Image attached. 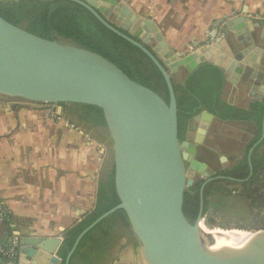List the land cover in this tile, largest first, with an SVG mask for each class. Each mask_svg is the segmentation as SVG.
<instances>
[{
    "label": "water",
    "instance_id": "1",
    "mask_svg": "<svg viewBox=\"0 0 264 264\" xmlns=\"http://www.w3.org/2000/svg\"><path fill=\"white\" fill-rule=\"evenodd\" d=\"M3 1L7 0H0ZM73 1L147 55L163 77L168 100L131 79L101 54L72 41L62 43L58 38L39 36L27 30L24 24L11 23L0 15V98L54 104L61 109L63 103L98 106L111 140L112 182L119 202L78 234L64 264H69L81 237L119 209L125 212L143 264H264V229L254 234L201 236L202 191L195 220L190 221L183 211V195L193 184L192 173L208 174L205 165L194 156L195 144L187 140L185 133L184 139L179 138L178 109L171 76L179 66H185L190 73L208 62L228 74V80L234 81L255 56L242 60L246 49L233 52L224 47V39L220 36L180 57L167 46L152 21L137 16L116 0ZM110 4L118 5L115 10L120 14L119 22L112 23L106 18L105 9L111 7ZM226 26L242 33L254 26L261 27L260 37L264 43V22L251 23L238 16ZM151 37L156 41L153 47H149ZM255 50L262 52L258 47ZM258 83V79L254 80L255 85ZM260 92L264 95V86ZM213 116L202 110L191 119L199 120L201 128L205 129ZM263 135L264 114L260 139ZM252 149L248 152L250 171ZM204 224L213 229L211 224ZM62 240L58 237H20L15 247L17 254L19 248L30 247L36 251L31 264H58Z\"/></svg>",
    "mask_w": 264,
    "mask_h": 264
},
{
    "label": "crops",
    "instance_id": "2",
    "mask_svg": "<svg viewBox=\"0 0 264 264\" xmlns=\"http://www.w3.org/2000/svg\"><path fill=\"white\" fill-rule=\"evenodd\" d=\"M116 1L152 21L167 46L180 57L220 36L225 46L221 45L233 52L246 49L242 60H250L253 55L255 60H250L234 81L224 74L221 99L244 110H250L255 103L264 104L260 92L264 86L261 27L242 33L226 26L238 16L251 23H263L264 0ZM110 5L105 9L106 18L119 22L120 14L115 10L118 5ZM149 40V47L156 45L153 37ZM187 74L185 66H179L171 73L172 80L182 83ZM256 79L259 85L254 84ZM235 125L244 149L259 128L253 119L233 122L214 115L205 129L199 120L190 119L185 135L195 144L196 152H203L199 157L207 170L210 171L209 162L221 159L220 155L231 159L229 150L236 145L232 138ZM107 137L104 126L68 116L64 106L61 109L54 104L0 98V241L15 244L20 237L29 236L63 239L67 229L93 211L99 190L113 170L112 162L111 166L107 162ZM131 234L128 227L119 226L111 249H120L126 243V237L120 235ZM35 256L36 251L30 247L19 248L16 264H31Z\"/></svg>",
    "mask_w": 264,
    "mask_h": 264
},
{
    "label": "trees",
    "instance_id": "3",
    "mask_svg": "<svg viewBox=\"0 0 264 264\" xmlns=\"http://www.w3.org/2000/svg\"><path fill=\"white\" fill-rule=\"evenodd\" d=\"M0 15L11 23L24 24L27 30L39 36L48 39L64 38L101 54L115 63L131 79L151 88L168 100L163 77L147 55L131 42L106 28L80 3L73 0H7L0 2ZM224 83L223 71L208 62L188 73L182 83L173 81L178 109V130L179 133L186 130L189 119L202 110L209 111L223 120L253 119L259 127L247 147L248 151L258 142L251 154L253 173L248 176L246 156L242 161L244 166L240 167L235 175L243 179L238 183L241 187L240 193L233 194L220 179L207 183L203 189L200 181L185 189L182 208L187 218L194 221L199 211L202 191L203 215L208 216V222L213 223L214 216H219L222 220L219 226H227V222L223 220L231 219L230 214L235 213L236 208L243 205L251 213L248 222H234L236 228L229 229L253 227L264 229V220L261 221V211L264 210V135L260 139L264 104L255 103L251 105L250 110H244L225 103L221 99ZM62 106L68 116L73 115L93 126L104 125L102 111L98 106L80 103H63ZM112 175L113 170L109 173L108 181L99 190L94 210L64 232L58 249L60 264H64L65 257L78 234L99 215L119 202L113 187ZM119 226H129L122 209L103 218L81 237L69 264H103L114 244ZM12 246L17 256L15 244Z\"/></svg>",
    "mask_w": 264,
    "mask_h": 264
},
{
    "label": "rangeland",
    "instance_id": "4",
    "mask_svg": "<svg viewBox=\"0 0 264 264\" xmlns=\"http://www.w3.org/2000/svg\"><path fill=\"white\" fill-rule=\"evenodd\" d=\"M58 40L62 43H68L70 42L67 39L64 38H58ZM240 130L242 129L241 126ZM234 129V135L232 136L233 140L235 141V144L230 150L229 153L233 154L235 156V158H239V157H243L244 153H241V148L243 146L242 144V135L241 133H239V130H237V126L235 125ZM106 148H107V162L109 164V166H111V162H112V146H111V140L110 137L108 135L106 142H105ZM192 176L194 178V181L200 182V180L203 179L201 172L198 173H192ZM237 211H235V213H231L230 214V218L231 219H224L223 221L227 222V226L221 227V225L219 226V222H221L222 220L219 219V216H214L213 218V223L208 222V216L205 215V217L203 218L204 222L210 223L213 226V230H222V229H229V228H236L234 227V222L235 223H246L249 220V217L251 215V213L248 211L247 207H243V205H240L239 207L236 208ZM262 214V219L261 221L264 220V210L261 211ZM230 224V225H229ZM239 229H243V228H239ZM243 230L249 231V232H257L258 230H261V228L257 229L255 227L253 228H245ZM121 238H125L126 237V243L123 242V246L118 249V248H112L109 251L108 254V258L104 261L103 264H143L142 260L140 258V252H139V246L138 244L134 241L135 237L132 236L128 237V236H124V235H120ZM119 237V238H120Z\"/></svg>",
    "mask_w": 264,
    "mask_h": 264
},
{
    "label": "flooded vegetation",
    "instance_id": "5",
    "mask_svg": "<svg viewBox=\"0 0 264 264\" xmlns=\"http://www.w3.org/2000/svg\"><path fill=\"white\" fill-rule=\"evenodd\" d=\"M242 120H244V119H242ZM189 121H190V119H189ZM189 121H188V124H189ZM235 121H241V120H235ZM235 121H233V122H235ZM244 121H249V120H244ZM185 131L186 130H184L182 133H179V138L181 140L184 139V135L183 134L185 133ZM261 131H262V129H261ZM257 132H258V130H257ZM249 144H250V142L246 145V147L244 149L241 148V153L242 154L244 153V156L242 158L241 157L235 158V156L233 154H231V159L227 160L222 155H220L221 159L218 158L217 161L209 162L210 171L207 170L206 168L204 169L207 172L208 175L207 176H203L202 173H201V175L203 177V179L200 180L202 182L201 188L202 189L204 188L203 184L205 183V181H206V183L204 185H206L209 182H212V181L220 179V180H223V182L226 184V188L232 190L233 194L240 193L241 192V187H240V185L238 183L240 181H242L243 179H240V178L236 177L235 175L237 174L236 171H238L240 169V167L244 166V165H242V161H243V159L246 156H247V158H246L247 164H248V167H249L248 176H251L252 173H253V165H252V171H250V166H249V163H248V152H249L250 149L254 148V145H253V147H251L247 151V147L249 146ZM252 151H253V149H252ZM252 151L250 153V160H251ZM201 152H199V153L195 152V154H194L195 158L198 161H200V162H201V160H200L199 155H203V154H200ZM251 163H252V160H251ZM194 173H198V172H194ZM195 183H197V181H194V178H193V184H195ZM203 217H205V215H203Z\"/></svg>",
    "mask_w": 264,
    "mask_h": 264
},
{
    "label": "built area",
    "instance_id": "6",
    "mask_svg": "<svg viewBox=\"0 0 264 264\" xmlns=\"http://www.w3.org/2000/svg\"><path fill=\"white\" fill-rule=\"evenodd\" d=\"M16 251L11 243L0 241V262L1 264H16Z\"/></svg>",
    "mask_w": 264,
    "mask_h": 264
},
{
    "label": "bare ground",
    "instance_id": "7",
    "mask_svg": "<svg viewBox=\"0 0 264 264\" xmlns=\"http://www.w3.org/2000/svg\"><path fill=\"white\" fill-rule=\"evenodd\" d=\"M199 232L201 236H206L207 234H225V233H235V234H254L256 232H249L243 229H222L220 231L218 230H213V229H208L204 221H201L199 224Z\"/></svg>",
    "mask_w": 264,
    "mask_h": 264
}]
</instances>
